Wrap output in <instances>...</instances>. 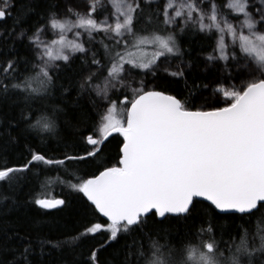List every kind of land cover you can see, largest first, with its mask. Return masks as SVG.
<instances>
[{"label":"snow or ice","instance_id":"snow-or-ice-1","mask_svg":"<svg viewBox=\"0 0 264 264\" xmlns=\"http://www.w3.org/2000/svg\"><path fill=\"white\" fill-rule=\"evenodd\" d=\"M0 161V264H264V0H0Z\"/></svg>","mask_w":264,"mask_h":264},{"label":"trees","instance_id":"trees-1","mask_svg":"<svg viewBox=\"0 0 264 264\" xmlns=\"http://www.w3.org/2000/svg\"><path fill=\"white\" fill-rule=\"evenodd\" d=\"M180 43L183 48L188 49L187 58L194 60L200 67L204 65L203 56L209 50L207 46L203 42V37L200 35L195 36H182L179 38ZM197 73V77H203L207 81H211L213 78V73L211 70L207 74H203L199 71V69L194 68ZM33 147L45 150L46 154L49 156L57 155L56 152V141L51 140L48 141L47 144H42L37 140L31 141ZM117 143L116 139L113 138L112 142L108 145V153L110 155H114L116 152ZM19 161L18 157L11 158L8 163L15 164ZM0 163H4L0 161ZM90 171V169H85L81 171ZM43 180L44 177H41ZM51 180H55V177L50 178ZM28 189L25 188L23 192H26ZM65 194L66 190H65ZM56 195L59 196L61 193L57 190ZM76 194H72L73 198L70 201V204L67 208L63 210H54L52 213L45 215H41L39 211L35 208L29 206H21L18 211H14L9 213L8 219L11 221H18L23 223L25 226L31 224L33 219H40L42 221V228L44 231H51L53 236H67L70 233L74 232L78 228H82L89 219H93L90 212H86L84 210L81 202L75 198ZM26 197L22 194L20 199H25ZM171 226L175 229H183L184 225L179 221L173 220ZM23 231V228L21 229ZM95 243V241H93ZM111 250L103 252L101 255V260H106L110 257ZM75 254L70 253L65 250L63 253H57L55 251L52 252L51 258L47 260V264H72L74 260Z\"/></svg>","mask_w":264,"mask_h":264}]
</instances>
